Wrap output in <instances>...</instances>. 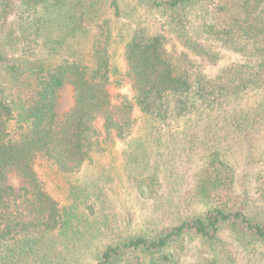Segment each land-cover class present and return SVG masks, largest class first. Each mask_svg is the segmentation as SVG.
Returning a JSON list of instances; mask_svg holds the SVG:
<instances>
[{"label":"trees","instance_id":"1","mask_svg":"<svg viewBox=\"0 0 264 264\" xmlns=\"http://www.w3.org/2000/svg\"><path fill=\"white\" fill-rule=\"evenodd\" d=\"M124 1L0 0V65L12 85L27 89L11 99L0 84V264H177L197 240L214 247L208 264H222L225 228L246 251L264 246V216L235 198L237 151L227 148L231 139H253L261 120L260 110L238 104L264 94V0H135L154 13L159 28L137 25L124 46L122 71L111 46L113 18L124 14ZM167 33L189 50L185 63L168 50ZM37 38L53 45L47 62L32 56ZM88 38L85 50L80 39ZM70 39L76 44L64 49ZM205 39L244 60L207 76L195 62H215L219 52ZM66 84L73 86L74 105L61 115ZM118 141L143 163L134 181L154 208L139 232L119 229L97 246L86 234L105 233L108 223L85 227L80 214L48 192L39 168L77 174ZM154 147L166 151V169H150L147 150ZM246 154L256 170L249 183L264 203V158L250 148ZM197 157L193 191L182 199L184 169L176 160L193 165ZM12 173L23 179L18 191ZM90 214L103 213L91 208ZM88 248L93 262L82 260Z\"/></svg>","mask_w":264,"mask_h":264},{"label":"rangeland","instance_id":"2","mask_svg":"<svg viewBox=\"0 0 264 264\" xmlns=\"http://www.w3.org/2000/svg\"><path fill=\"white\" fill-rule=\"evenodd\" d=\"M153 15V12H149L145 6L139 5L135 0L124 1V14L121 17L113 18L111 50L114 55L113 63L118 69L125 70L124 46L137 25L149 26L152 31L159 28L157 18ZM14 19V14H10L9 21L11 22ZM200 37L204 38V36ZM202 42L211 44L214 50L219 52V57L215 62L199 59L195 62L196 64L197 62L202 64L204 73L209 77L218 74L225 66L244 60L240 53L227 49L220 43H214L211 40L208 41V39L202 40ZM75 44L74 40H66L64 49L71 48ZM80 44L85 50H88L90 39H80ZM32 45L33 47L30 50H32L33 57L43 59L46 62L51 59L50 51L53 45L47 44L45 39L37 38ZM167 48L179 61L186 62L184 53H188L189 50L172 33H167ZM0 77V84L6 88L7 95L11 99L25 97L27 89L12 85L9 75L2 65H0ZM126 91L128 90H123V92ZM114 92L117 93L118 91ZM73 105L74 89L70 84H66L60 90L58 112L62 115L70 110ZM238 106L239 108H245L247 111L260 110L262 116H259L260 123L254 126L253 139L251 135L249 140H240L239 143L234 144L235 141L231 139L227 143V148L231 145L234 147H232L233 151L234 149L237 151L236 156L232 157L233 160L237 161L236 176L239 180L238 194L235 195V198L244 200L253 208L254 212L264 216V203L257 198L249 183L252 173L256 170L251 168L246 161V152L249 148L256 153L257 160H263L264 158V94L252 95L239 102ZM137 115L141 119V114ZM143 121L144 119L141 120V127L145 125ZM130 152L131 149L126 143L118 141L114 146H110L104 154H94L86 162L81 172L77 174L66 175L55 168H39L48 192L62 206L71 207L76 213L80 214L85 227L91 229L92 225H96L101 221L108 223L109 229L105 233L92 236L86 234L87 239L96 245L98 244L97 246L108 243L110 239H113L120 231L125 229L139 232L140 229L144 228V223L148 221L146 215L153 211V200L143 197L134 181V174H138L142 168L140 163H143L139 160H133L129 155ZM147 153L152 171H154L157 164L162 169L167 168L169 157L164 149L149 148ZM176 161L178 166L182 170L184 169V173L182 172L184 182H182L180 188L181 198L183 199L193 191L194 176L199 170L202 160L197 157L193 165L187 163L186 159L183 158H178ZM9 180L17 191L24 184L23 179L15 173L10 175ZM182 199L181 201H183ZM91 208H94L97 212L101 211L103 214L101 216L91 215ZM112 226L117 228L114 232ZM119 229L121 230L119 231ZM222 238L224 246L220 249L221 252H218L221 254L222 264H264V246L255 245L246 251L243 247L237 246L228 228L222 231ZM213 248V245L197 240L191 243L189 248L187 247L177 264H208L216 255ZM82 255V260L93 262L92 250H89V248Z\"/></svg>","mask_w":264,"mask_h":264}]
</instances>
